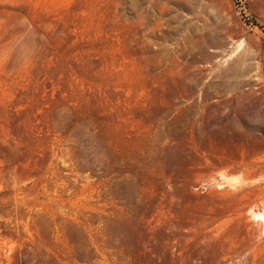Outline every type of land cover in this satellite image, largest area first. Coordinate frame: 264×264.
Masks as SVG:
<instances>
[{"label":"rangeland","instance_id":"374dc122","mask_svg":"<svg viewBox=\"0 0 264 264\" xmlns=\"http://www.w3.org/2000/svg\"><path fill=\"white\" fill-rule=\"evenodd\" d=\"M0 264H264V0H0Z\"/></svg>","mask_w":264,"mask_h":264}]
</instances>
